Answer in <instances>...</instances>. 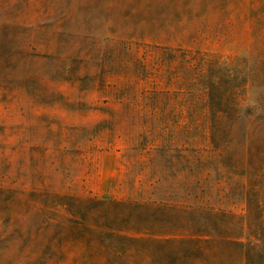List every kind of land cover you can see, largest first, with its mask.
I'll use <instances>...</instances> for the list:
<instances>
[{"label": "trees", "instance_id": "16d2710c", "mask_svg": "<svg viewBox=\"0 0 264 264\" xmlns=\"http://www.w3.org/2000/svg\"><path fill=\"white\" fill-rule=\"evenodd\" d=\"M10 1L0 0V9L16 10L0 27V40L14 46L5 61L34 48L31 36L19 41L28 25ZM25 5L29 11L31 0ZM136 31L105 45L87 32L90 44L78 49L73 72L84 73L87 89H95L103 103L119 106L110 114L112 122H129L140 132L143 142L135 153L148 141L165 143L158 149L163 162L153 157L149 164L153 176L156 166L165 172L155 183L181 176L179 196L174 195L178 202L69 197L48 210L33 188L24 196L0 187L8 220L18 204L28 214L23 226L0 232L4 247L16 241L15 251L1 263L214 264L230 241L228 186L239 188L245 218H262L264 196L261 200L255 183L264 177V59L249 64L199 48L135 41ZM0 69L4 78L10 76L6 67Z\"/></svg>", "mask_w": 264, "mask_h": 264}, {"label": "rangeland", "instance_id": "374dc122", "mask_svg": "<svg viewBox=\"0 0 264 264\" xmlns=\"http://www.w3.org/2000/svg\"><path fill=\"white\" fill-rule=\"evenodd\" d=\"M10 2L18 4L26 27L34 26L26 30L21 25L19 38L31 36L34 48L27 49L26 56L5 61L14 46L0 40V68L10 73L6 78L0 75V187L21 190L24 196L33 188L42 194L38 202L48 210L69 197L123 202L162 198L177 203L174 195L179 196L181 176L155 183L165 172L156 166L153 176L149 164L153 157L163 162L158 149L165 143L148 141L145 150L135 153L143 142L140 132L129 122H112L110 114L119 106L103 103L95 89H87L84 73L73 72L72 59L90 44L87 32H94L99 44L105 45L136 29L131 38L135 41L199 48L231 61L261 62L264 0H31L29 11L25 0ZM15 12L0 9V27L11 22ZM239 176L237 172L234 180ZM255 184L262 200L264 177ZM240 194L239 188L228 186L230 241L212 259L214 264H264V212L260 219L255 214L245 218ZM4 201L0 197V232L5 233L26 224L28 214L18 204L8 220ZM62 209L59 216H65ZM4 237L1 234L0 263L16 248V241L4 247Z\"/></svg>", "mask_w": 264, "mask_h": 264}]
</instances>
